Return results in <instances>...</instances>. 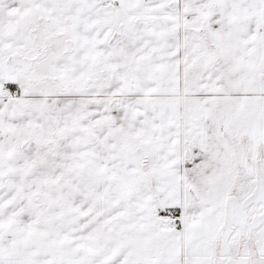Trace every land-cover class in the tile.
I'll use <instances>...</instances> for the list:
<instances>
[{
  "label": "snow or ice",
  "instance_id": "1",
  "mask_svg": "<svg viewBox=\"0 0 264 264\" xmlns=\"http://www.w3.org/2000/svg\"><path fill=\"white\" fill-rule=\"evenodd\" d=\"M0 264H264V0H0Z\"/></svg>",
  "mask_w": 264,
  "mask_h": 264
}]
</instances>
